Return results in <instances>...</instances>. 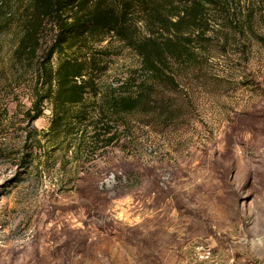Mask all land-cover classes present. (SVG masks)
I'll use <instances>...</instances> for the list:
<instances>
[{
	"label": "rangeland",
	"instance_id": "374dc122",
	"mask_svg": "<svg viewBox=\"0 0 264 264\" xmlns=\"http://www.w3.org/2000/svg\"><path fill=\"white\" fill-rule=\"evenodd\" d=\"M31 1L0 0V264H189L200 242L219 264H264V0H224L168 82L130 41L156 29L142 9L158 0H97L133 12L126 38L66 44L49 62L52 20L22 48ZM64 58L92 80L56 137L50 101L32 116L43 65ZM140 84L151 112L107 110Z\"/></svg>",
	"mask_w": 264,
	"mask_h": 264
},
{
	"label": "trees",
	"instance_id": "16d2710c",
	"mask_svg": "<svg viewBox=\"0 0 264 264\" xmlns=\"http://www.w3.org/2000/svg\"><path fill=\"white\" fill-rule=\"evenodd\" d=\"M123 1L125 3L130 0ZM145 1L151 3L149 0ZM158 1L157 4L161 9L153 6L142 9L153 18L152 26L156 29L152 28L148 31L147 37L142 40L130 37V41H133L132 46L142 59L141 67L155 79L168 82V79L174 78L168 72L167 65L173 60L179 62L183 50L190 47L197 39L203 38L209 24L207 16L214 14V11L220 13L224 10V0ZM102 3H98L97 0H32L27 8L28 11L30 9L31 15L25 17L29 27L22 39V48L24 50L29 48L28 41L34 37L44 19H50L60 27L55 48L49 53L47 62L51 61L54 53H62L66 44L73 45L78 41L86 43L90 37H99V40L103 41L110 33L119 35L122 39L126 38L124 22L133 12L119 10L114 5L104 6ZM142 4L143 0L135 1L134 7ZM125 6L129 7L126 4ZM66 13L67 15L64 16ZM32 14H35L34 19ZM196 33L198 35H194ZM43 66L46 71L43 82L46 91L37 95L35 114L32 117L38 119L43 116L44 112L40 104L50 101L53 104L50 128L58 137L70 125V106L83 102L92 79L85 71L84 62L72 58L58 61L55 68L52 65ZM142 85L137 86V94L111 96L108 99L107 110L115 115L141 109L144 112H151L149 95L142 89Z\"/></svg>",
	"mask_w": 264,
	"mask_h": 264
},
{
	"label": "built area",
	"instance_id": "2783aa9c",
	"mask_svg": "<svg viewBox=\"0 0 264 264\" xmlns=\"http://www.w3.org/2000/svg\"><path fill=\"white\" fill-rule=\"evenodd\" d=\"M189 264H219L217 259L213 255L212 248L200 242L197 244L191 256Z\"/></svg>",
	"mask_w": 264,
	"mask_h": 264
}]
</instances>
